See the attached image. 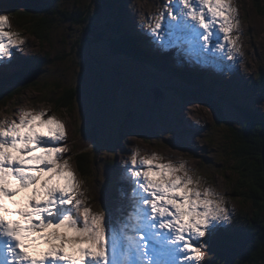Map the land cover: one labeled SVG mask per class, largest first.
<instances>
[{
	"label": "snow or ice",
	"instance_id": "6c2138e0",
	"mask_svg": "<svg viewBox=\"0 0 264 264\" xmlns=\"http://www.w3.org/2000/svg\"><path fill=\"white\" fill-rule=\"evenodd\" d=\"M138 27L157 49L220 71L244 55L235 0H165L147 16L139 13ZM26 44L0 14V67ZM45 96V106L30 102L0 119V264H214L206 257L232 226L237 209L230 201L237 197L190 167L185 155L157 151L167 146L157 140L151 151L133 144L122 161L115 215L94 207L99 185L79 173L68 143L70 123L80 135V114ZM199 125L197 119L191 126ZM220 158L235 169L226 154ZM245 175L241 168V191ZM41 245L47 247L35 253Z\"/></svg>",
	"mask_w": 264,
	"mask_h": 264
},
{
	"label": "rangeland",
	"instance_id": "374dc122",
	"mask_svg": "<svg viewBox=\"0 0 264 264\" xmlns=\"http://www.w3.org/2000/svg\"><path fill=\"white\" fill-rule=\"evenodd\" d=\"M43 1H46L43 8L53 9L52 13L44 12L36 4L26 5L27 11L36 16L34 20L46 17L50 20L41 39L31 34L29 28H17L11 10L0 4V14L8 15L12 29L20 31L27 41L22 52H17L10 63L0 67V78L15 74L11 78L15 86L23 61H27L29 68L32 65L40 68L34 85L31 82L22 86L20 95L0 110V119L30 102H34L37 108L45 106L49 103L45 93L55 100L71 95L73 99L64 109L73 117L77 112L80 114L79 136L69 124L68 143L73 158L74 152L83 147V137H96L95 145L85 149L94 161L89 178L95 179L99 185L97 194L102 195L94 207L99 203L114 216L119 187L117 174L131 146L139 142L142 149L151 151L155 142L162 140L167 146H156L157 151L166 156L185 155L190 167L208 173L210 183L226 190L227 195L237 197L230 204L237 209L232 226L239 228L245 221L237 220L244 219L246 214L245 218L248 217L249 205L244 201L243 206L240 204L236 167H225V160L220 157L226 154L227 164L235 165L230 155V142L232 128L237 130L245 121L242 108L264 110V0H259L260 8L256 7L254 0H235L241 20L244 55L231 71H220L195 60L187 61L188 66L169 61V66L179 71L188 67L194 69L195 74H203L206 80L212 79L223 85L219 93L213 91L202 98H196V87L185 84L184 78L176 77L173 70L154 74L150 66L145 68L135 58L112 52L109 39L117 37L116 32L121 29L130 40L144 45L139 47L148 50L153 57L166 53L153 46L138 27L139 13L147 16L165 0H118L116 4H111L114 0ZM117 9L118 19L115 18ZM69 52L71 60L66 58ZM169 52L173 54L171 57L177 53L175 50ZM183 75L187 76V73ZM70 80L74 87H68ZM158 89L162 97L155 100L153 93ZM226 93L228 97L220 99V95ZM234 93L240 95V101H233L238 97H233ZM215 107L219 108L223 122H220ZM197 119L200 125L191 126ZM214 121L216 125L228 127H216ZM224 238L218 234V242L212 245L206 258L214 262L224 258Z\"/></svg>",
	"mask_w": 264,
	"mask_h": 264
},
{
	"label": "trees",
	"instance_id": "16d2710c",
	"mask_svg": "<svg viewBox=\"0 0 264 264\" xmlns=\"http://www.w3.org/2000/svg\"><path fill=\"white\" fill-rule=\"evenodd\" d=\"M46 1L38 0V3H34V0H0V4L11 10L12 20L17 28H29L31 34L36 36V38L41 39L43 37L45 28H49V19L41 18L40 20H34L35 15H31L27 10L26 5L36 4L42 8L46 13H52L53 9L49 7L43 8ZM113 3H119L118 0H114ZM257 8H260L259 0H254ZM114 8V7H113ZM17 14V15H14ZM46 16V15H45ZM115 18H119L118 9ZM33 20V21H32ZM120 23V22H119ZM119 26L121 24H118ZM117 37L110 38L109 43L113 47L112 52L123 56V54L135 58L138 62L143 64V66H150L152 70L155 71L154 74H162L167 70H173L176 73V77H183L185 84L191 87H196L197 90L194 91L196 98H202L204 95H208V92L213 90V87H218L219 90L222 89L219 82L215 80L208 81L204 78L203 74H195L188 67L184 70H180L170 67L169 61H174L177 63H184V66H188L189 60L183 59L182 54L168 53V57L163 55H155L153 57L148 50L143 51L134 40L127 36L121 29L116 32ZM149 55L148 57H146ZM150 57V58H149ZM153 57V59H152ZM145 67V68H146ZM39 66L32 65L31 68L28 67L27 61H23V67L18 70V74L25 72H32L37 70ZM158 70V71H156ZM184 76L183 74H186ZM15 76V75H14ZM11 76L0 78V110L6 107L13 99H15L21 93L22 86L20 85V80L13 86L11 81ZM33 82L32 85H34ZM15 87V88H14ZM21 88V89H20ZM193 90V89H192ZM228 97V94L220 95V99ZM238 96L233 94V97ZM240 96V95H239ZM239 96L233 101L237 102L240 98ZM206 97V96H205ZM209 97V96H208ZM73 97L70 95H64L58 97L56 100L61 103V107L65 108ZM209 101V98H207ZM240 101V100H239ZM215 111L220 117V122H223L222 115L218 107H215ZM243 116L245 121L242 123L237 130L232 128V139L230 144V155L234 159V164L238 173V181L240 176V169L243 168L245 175V182L240 186L243 191L238 189V197L243 196V201L249 205L250 212L248 217H244L242 220L245 221L235 229V226L229 228L226 232L221 230V234L226 237L224 238L223 247L226 249L224 258L220 261L214 262V264H264V174L262 171L261 162V146L264 141V110H259L258 108H252L244 106L242 108ZM83 147L78 148L74 152V164L78 167L79 173L85 177H90L94 168V161L91 160L89 152L85 150L89 145H95L96 137H83ZM233 153L235 157H233ZM238 183V182H237ZM255 184V187H253ZM96 200H100L102 195L95 194Z\"/></svg>",
	"mask_w": 264,
	"mask_h": 264
},
{
	"label": "water",
	"instance_id": "95a60500",
	"mask_svg": "<svg viewBox=\"0 0 264 264\" xmlns=\"http://www.w3.org/2000/svg\"><path fill=\"white\" fill-rule=\"evenodd\" d=\"M39 74H40L39 69L34 70L32 72H25V73L20 74L18 76V79L21 80L20 85L25 86V85L33 82L38 77ZM153 95H154V99L156 100V99H159L160 97H162V92L160 89H158L153 93ZM260 154H261V162H262V171L264 174V141H263L262 146H261Z\"/></svg>",
	"mask_w": 264,
	"mask_h": 264
},
{
	"label": "bare ground",
	"instance_id": "6f19581e",
	"mask_svg": "<svg viewBox=\"0 0 264 264\" xmlns=\"http://www.w3.org/2000/svg\"><path fill=\"white\" fill-rule=\"evenodd\" d=\"M144 46V45H143ZM143 46H141V47H143ZM168 53H169V51H167L166 53L165 52H162V54L161 55H163V56H166V57H168V58H170L169 56H168ZM178 54V53H177ZM5 70V69H4ZM190 70L192 71V72H194V69H191L190 68ZM15 75V74H14ZM14 75H12L13 77H14ZM11 76V77H12ZM212 80V79H211ZM211 80H208V81H211ZM221 88H223V85L221 86ZM221 90V89H220ZM219 88L218 87H213V90H211V92H208V93H213V91L215 92V93H219ZM212 95V94H211ZM224 235V234H223Z\"/></svg>",
	"mask_w": 264,
	"mask_h": 264
}]
</instances>
